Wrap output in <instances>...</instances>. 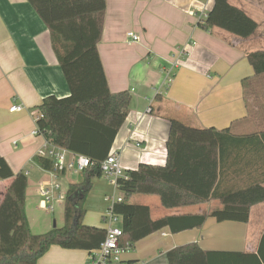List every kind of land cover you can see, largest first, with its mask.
Segmentation results:
<instances>
[{"label": "crops", "instance_id": "crops-1", "mask_svg": "<svg viewBox=\"0 0 264 264\" xmlns=\"http://www.w3.org/2000/svg\"><path fill=\"white\" fill-rule=\"evenodd\" d=\"M52 1L0 0V155L15 174L28 177L26 214L33 234L52 230L50 218L37 216L35 211H60L64 221L70 185L87 181L85 174L80 183L68 178L61 192L57 183L61 175L56 177L34 162L36 156L48 157L45 136L33 134L38 130V106L46 97L70 95L38 9ZM229 2L258 22L252 36L239 38L219 28H201L195 12L200 8L209 13L214 0H107L100 57L110 90L132 94L129 114L111 150L125 172L141 164L166 165L172 119L202 129L232 127L238 135L264 132V75L255 76L247 59V53L254 52L253 45L264 43V0ZM130 32L139 41L130 44ZM182 48L186 55L179 58ZM17 105L23 110L12 112ZM11 182H0V203ZM90 184L85 223L106 229V213L125 194L105 177ZM45 187L51 190L50 210L44 208ZM155 197L134 195L128 201L149 206L154 219L208 213L218 206L212 202L166 209ZM114 225L121 227L122 223L119 220ZM263 231L264 203L252 208L248 223H219L209 217L201 228L176 234L169 228L156 232L124 253L122 261L168 264L170 250L194 243L205 251L254 253ZM89 257L87 251L53 246L39 264H87Z\"/></svg>", "mask_w": 264, "mask_h": 264}, {"label": "trees", "instance_id": "trees-1", "mask_svg": "<svg viewBox=\"0 0 264 264\" xmlns=\"http://www.w3.org/2000/svg\"><path fill=\"white\" fill-rule=\"evenodd\" d=\"M51 36L70 95L46 97L38 106L39 134L54 146L88 157L86 180L69 187L64 206V225L47 233L33 234L26 214L28 177L15 174L0 155V182L12 179L0 203V264H39L53 246L92 254L106 239V229L85 223V202L90 182L104 178L102 163L111 155L132 101L130 91L114 93L100 57L107 0H53L38 6ZM43 9V10H42ZM258 22L229 0H214L200 27L222 29L248 38ZM255 76L264 75V51L247 53ZM164 166L141 164L126 172L116 185L125 194L113 213L122 223L121 247H134L142 239L169 228L174 234L201 228L209 217L248 223L252 208L264 203V132L238 135L223 130L191 127L171 120ZM34 162L54 170L49 157ZM134 195L157 196L166 209L189 208L217 202L208 213L164 216L154 219L147 205L132 204ZM168 264H264V231L254 253L205 251L198 244L174 248Z\"/></svg>", "mask_w": 264, "mask_h": 264}, {"label": "built area", "instance_id": "built-area-1", "mask_svg": "<svg viewBox=\"0 0 264 264\" xmlns=\"http://www.w3.org/2000/svg\"><path fill=\"white\" fill-rule=\"evenodd\" d=\"M195 13L199 16L200 24H204L208 18V13L200 8H198ZM128 37L131 39L130 44L139 41L138 36L133 32H130ZM177 54L179 58H181L186 55V50L183 48L179 49ZM22 110L23 107L18 105L11 108L12 112H20ZM33 134H39L38 130ZM46 149L47 156L53 161L54 170L52 172L56 177L66 174L67 172L83 173L86 169L92 166V161L88 157L71 153L66 149L51 145L49 142ZM102 170L104 177L115 183L119 178L126 177V172L121 167L116 154H111L108 159L102 163ZM56 186L58 188V185ZM42 192L45 196L46 205L44 208L50 210L51 206H49V204L51 202V190L45 187L42 189ZM123 201L124 199L122 197L115 199L112 207L106 213L104 217V221L108 225L106 228V239L98 250H95L90 254L87 264H110L111 262L132 264L124 263L122 261V255L130 252L132 247H121L120 243L123 236V230L121 227L114 225L119 221V218L113 213V206L114 204L122 203Z\"/></svg>", "mask_w": 264, "mask_h": 264}, {"label": "rangeland", "instance_id": "rangeland-1", "mask_svg": "<svg viewBox=\"0 0 264 264\" xmlns=\"http://www.w3.org/2000/svg\"><path fill=\"white\" fill-rule=\"evenodd\" d=\"M251 49H252L251 51L264 50V43L263 42L256 43L255 45L252 46ZM82 174L83 173H76L75 174L74 172H68L66 176L64 174H62L60 176V178L58 179V181H57V183L62 187L61 192L64 191L65 187H67V185L65 183L68 180V178H71V180L73 182L80 183L82 181V176H83ZM155 198H157V197H155ZM58 212L60 213V211H57L56 213H51V212L46 213L45 211H39V212L35 211V213H37V216L39 214H43V215H46V217L50 218L49 220H50V224H51V226H50L51 229H54L55 228V221L56 220L59 221L58 224H57V226H56L57 228H61L64 225L63 216L59 215ZM62 214H63V212H62ZM32 217H33V212H32ZM35 231H37V230H35Z\"/></svg>", "mask_w": 264, "mask_h": 264}]
</instances>
